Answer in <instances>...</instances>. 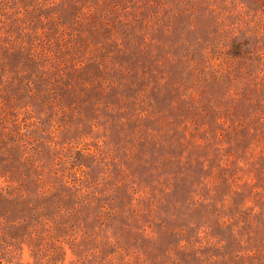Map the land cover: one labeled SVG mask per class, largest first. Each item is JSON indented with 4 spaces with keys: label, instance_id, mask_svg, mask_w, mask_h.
Wrapping results in <instances>:
<instances>
[{
    "label": "rangeland",
    "instance_id": "1",
    "mask_svg": "<svg viewBox=\"0 0 264 264\" xmlns=\"http://www.w3.org/2000/svg\"><path fill=\"white\" fill-rule=\"evenodd\" d=\"M0 218L15 264H264V0H0Z\"/></svg>",
    "mask_w": 264,
    "mask_h": 264
},
{
    "label": "trees",
    "instance_id": "2",
    "mask_svg": "<svg viewBox=\"0 0 264 264\" xmlns=\"http://www.w3.org/2000/svg\"><path fill=\"white\" fill-rule=\"evenodd\" d=\"M32 208H29V211ZM32 214V213H31ZM33 221L35 213L32 214ZM4 218V217H1ZM0 218V264H15V253L19 249L21 250L20 245L27 244L32 248L34 246L35 241L40 236L38 231V227H31L29 223H27V219L22 218V221L19 219H11L9 222L13 223L14 228L10 233L7 232L5 228L4 222ZM17 224L21 227V229L16 228ZM49 230V229H47ZM12 232V233H11ZM41 253L42 248L36 249ZM43 254V253H42ZM39 260L38 257H35Z\"/></svg>",
    "mask_w": 264,
    "mask_h": 264
}]
</instances>
